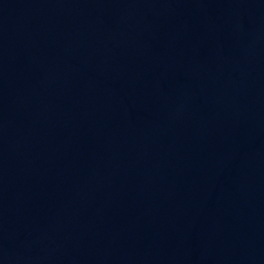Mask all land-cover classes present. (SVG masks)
Wrapping results in <instances>:
<instances>
[{
    "label": "water",
    "instance_id": "95a60500",
    "mask_svg": "<svg viewBox=\"0 0 264 264\" xmlns=\"http://www.w3.org/2000/svg\"><path fill=\"white\" fill-rule=\"evenodd\" d=\"M0 264H264V0H0Z\"/></svg>",
    "mask_w": 264,
    "mask_h": 264
}]
</instances>
